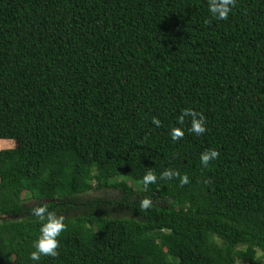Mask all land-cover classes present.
Returning <instances> with one entry per match:
<instances>
[{"label":"trees","instance_id":"16d2710c","mask_svg":"<svg viewBox=\"0 0 264 264\" xmlns=\"http://www.w3.org/2000/svg\"><path fill=\"white\" fill-rule=\"evenodd\" d=\"M0 140V264H264V0H0Z\"/></svg>","mask_w":264,"mask_h":264},{"label":"clouds","instance_id":"9594fccd","mask_svg":"<svg viewBox=\"0 0 264 264\" xmlns=\"http://www.w3.org/2000/svg\"><path fill=\"white\" fill-rule=\"evenodd\" d=\"M234 4V0H208V10L211 17L217 20L227 19L228 14L231 11V7ZM191 118V130L197 134L205 132L204 117L201 114L196 113L192 109H184L181 116L178 118L181 122L184 117ZM152 123L159 126L160 121L153 118ZM170 137L172 140H177L183 135L180 128H170ZM218 156V152L215 149H206L200 154V162L203 167L208 166L209 160H214ZM161 178H172L179 174L171 169H165L161 174ZM156 175L151 171H147L142 181L145 186L149 183L156 181ZM181 184L188 183V176L182 175L179 177ZM151 203L149 198H144L140 201L142 208H148ZM33 216L41 222L39 226V235L33 243L34 250L29 253V258L32 261H39L42 255L55 257L57 255L58 240L57 237L65 229L64 217L58 216L55 212L48 211L42 204H37L31 209Z\"/></svg>","mask_w":264,"mask_h":264},{"label":"rangeland","instance_id":"374dc122","mask_svg":"<svg viewBox=\"0 0 264 264\" xmlns=\"http://www.w3.org/2000/svg\"><path fill=\"white\" fill-rule=\"evenodd\" d=\"M14 146H15V143L12 140H0V150L9 149ZM104 195H106V197H108L109 199H117L119 197H122V194L118 191H94V192L87 194L86 196H83L82 198L84 200L94 199V198H103ZM23 197L24 195L22 196V198ZM24 201H26L25 203L29 205L35 204L33 201H30L28 198H26ZM239 264H244V263H239Z\"/></svg>","mask_w":264,"mask_h":264}]
</instances>
